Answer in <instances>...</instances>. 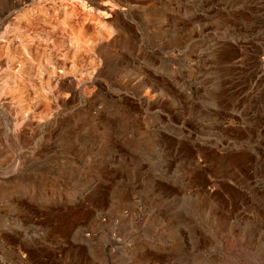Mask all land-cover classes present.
I'll use <instances>...</instances> for the list:
<instances>
[{
	"label": "rangeland",
	"instance_id": "rangeland-1",
	"mask_svg": "<svg viewBox=\"0 0 264 264\" xmlns=\"http://www.w3.org/2000/svg\"><path fill=\"white\" fill-rule=\"evenodd\" d=\"M127 4L101 77L0 97V264H264V0Z\"/></svg>",
	"mask_w": 264,
	"mask_h": 264
},
{
	"label": "bare ground",
	"instance_id": "bare-ground-1",
	"mask_svg": "<svg viewBox=\"0 0 264 264\" xmlns=\"http://www.w3.org/2000/svg\"><path fill=\"white\" fill-rule=\"evenodd\" d=\"M96 2L97 0H15V8L21 9L0 37V67L5 66L15 73L7 83L0 85V97L14 98L18 95V98L25 101L24 97H29L40 86L42 94L49 91L58 103L65 88L77 93L88 82H93L95 77H101L107 66V55L117 42L118 32L125 31L119 24L121 15H118V7L129 9L130 5L127 0H116V5L111 7L102 5L100 1ZM79 8L89 12L88 15L86 13L87 19L84 15L83 23L77 13ZM96 13L104 15L103 18L109 16L114 23L98 20ZM92 24L96 26L93 32ZM113 25L121 29L117 35ZM150 89L153 94L159 91L156 85ZM18 98H14L15 102ZM20 106L24 117L22 121L32 124L36 117L30 118L31 120L27 118L28 115H24V104ZM35 107H38L37 102ZM41 123L36 122V125Z\"/></svg>",
	"mask_w": 264,
	"mask_h": 264
}]
</instances>
